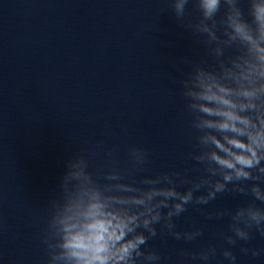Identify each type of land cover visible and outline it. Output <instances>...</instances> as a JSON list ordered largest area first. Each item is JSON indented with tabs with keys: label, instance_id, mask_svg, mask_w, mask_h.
<instances>
[{
	"label": "clouds",
	"instance_id": "obj_1",
	"mask_svg": "<svg viewBox=\"0 0 264 264\" xmlns=\"http://www.w3.org/2000/svg\"><path fill=\"white\" fill-rule=\"evenodd\" d=\"M186 2L182 0L176 5L178 12L183 11ZM201 7L205 15L210 16L218 11L220 0H201ZM253 17L258 26L259 40L264 41V0L253 3ZM234 31L241 39L251 43L257 53L256 63H250L239 73L231 74L234 86L221 84L199 70L193 88L186 87L190 77L182 82L183 95L187 98L186 107L193 116L191 125L199 133L196 137L198 146L200 151L208 149L202 155L193 154L192 158L200 163L206 158L210 171L215 174L219 170L221 173V179L212 183V190L207 196L197 198L196 202L200 204L214 199L217 193L225 191L234 180L264 181V46L253 39L246 25L237 24ZM131 155L141 161L145 156L140 149L131 150ZM199 186L195 185L197 189ZM251 194L255 200L264 203V194L258 183H253ZM145 195L147 201H151L154 196L163 199L148 205L145 199L133 197L135 204L144 206L143 211L133 215L106 212L100 203L90 205L86 213L88 223L75 234L72 232L73 226H66L67 236L62 245L66 251L60 256L53 255L52 261L65 259L75 264H137L141 258L146 262L157 261L159 256L156 253H145L141 246L146 244L149 236L156 235L153 225L161 220L171 231L174 228L172 217L182 213L193 196L191 190L180 195L172 187L153 189ZM169 201L176 202L170 207ZM162 208L168 209L166 214H162ZM140 217H143L142 221ZM248 218L252 221L249 228L255 226L264 235V211L255 203L248 209ZM138 228H142L148 235L144 231L137 232ZM232 232L240 239H249V232L242 228H233ZM198 234L199 230L186 233L185 239H192ZM173 235L179 239L181 234L173 232ZM225 239L230 244L235 243L232 236ZM242 251L247 253L248 250ZM211 252L214 254L215 249ZM258 254L256 250L252 251L253 256ZM201 256L207 259L208 253H202ZM224 256L235 260L227 250Z\"/></svg>",
	"mask_w": 264,
	"mask_h": 264
}]
</instances>
